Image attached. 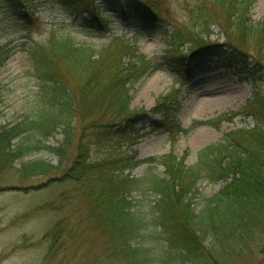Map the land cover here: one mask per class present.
<instances>
[{"label": "trees", "instance_id": "obj_1", "mask_svg": "<svg viewBox=\"0 0 264 264\" xmlns=\"http://www.w3.org/2000/svg\"><path fill=\"white\" fill-rule=\"evenodd\" d=\"M256 1L183 0L185 20L178 26L164 16L169 0L48 1L81 17V27L98 28L97 33L104 32L113 18L152 28L171 26L172 35L169 50L150 59L121 38L100 50L55 33L42 42L29 39L23 45L41 85L39 110L22 126L0 129V180L7 179L14 162L28 153L48 150L58 157L57 167L38 161L16 174L20 180L44 177L49 184L55 180L72 185L70 193L52 204L60 216L45 237L50 242L46 260L61 264L79 252L81 246L73 240L82 239L79 235L91 227L101 243L95 252L99 257L88 264H264V96L257 86V76L264 75V21L249 24ZM33 2L0 0V8L10 13L23 7L32 10ZM32 19L21 21L28 26ZM211 27L219 30L222 44L209 41ZM10 57L11 50L0 46V68ZM204 58L246 70L255 90L240 115L251 118L254 127L230 132L218 144L201 149L191 167L185 165L186 153L180 159L170 153L148 161L161 166L163 176L149 173L131 178L139 164L132 152L141 138L135 128L146 114L130 108V85L161 66L186 80V61ZM174 96L159 98L150 112L171 120L166 126L172 138L203 125L218 127L237 115L195 121L181 130L174 124L179 110ZM56 132L63 135V144L44 146L43 140ZM22 135L27 146L13 147ZM122 146L126 151H121ZM200 181H226L227 185L212 198H202L203 206L195 213L189 197ZM137 192L157 197L151 208L162 240L157 254L136 246L140 233L148 229V222L132 210L130 197ZM76 201L85 204L82 215L73 205Z\"/></svg>", "mask_w": 264, "mask_h": 264}, {"label": "rangeland", "instance_id": "obj_2", "mask_svg": "<svg viewBox=\"0 0 264 264\" xmlns=\"http://www.w3.org/2000/svg\"><path fill=\"white\" fill-rule=\"evenodd\" d=\"M48 1L34 0L32 10L23 7L15 13L0 8V46L11 50V57L0 68V129L22 126L21 124L38 115L41 85L33 76L31 61L24 51L25 46L23 47L29 39L42 42L49 33H55L60 37H70L78 45L100 50L112 39L121 38L130 42L133 49L148 59L162 57L169 50L167 41L172 35L171 26L152 28L150 24H123L112 18L107 29L97 33L98 28L90 30L81 27V17ZM183 5V0H169V4L165 6V18H170L177 26L180 25L186 14ZM23 18H33L34 22L27 26L21 21ZM262 21L264 0H257L250 12L249 24L256 25ZM209 41L212 45L222 44L223 38L218 29L211 27ZM187 49L186 46L184 51ZM185 66L184 72L188 75L186 80L166 66H161L158 71L147 73L129 87L130 108L146 114L143 122L135 128L141 138L132 148V152L134 161L139 164L130 173L131 178H143L149 173L152 176H163L164 169L148 161L170 153L178 159L186 153L185 165L191 167L201 149L218 144L230 132L254 127L251 118L240 115L255 90L251 77L243 67L222 64L211 58L187 60ZM247 66L252 68L251 60L247 62ZM257 78V86L264 96V75ZM170 94L175 95L179 105L174 124L181 130L188 129L195 121L206 122L221 115L229 116L231 113L237 115L231 116L229 121L222 122L218 127L203 125L188 134L179 132L172 138L166 126L171 120L150 113L159 98ZM204 101L210 102L212 107L204 109ZM63 142V135L56 132L43 140V145L59 148ZM12 146H27L26 135L14 140ZM124 149L122 146L121 151H126ZM38 161L54 167L59 164L58 157L48 150L31 152L14 162V171L8 172L7 179L0 180V264H59L57 261L46 260L50 242L45 237L60 216L53 210L52 204L60 196L70 193L72 185H61L55 180L49 184L44 177L28 180L17 177V171L23 166ZM226 185V181L198 182L189 197L194 212L201 210L202 198H212ZM156 200L157 197L152 193L137 192L130 197L132 210L148 222V229L140 233L141 237L136 240V246L149 248L154 254L162 246L155 215L151 212ZM73 205L79 215L84 213L83 202L76 201ZM85 229L83 235H79L85 240V244L78 237L73 240V243L81 246V250L73 252L61 264H88L91 258L99 257V253L95 252L100 248V236L91 227ZM81 232L82 230L80 234ZM72 249L75 250L74 245ZM83 255L85 258L78 260ZM247 264L258 262L250 261Z\"/></svg>", "mask_w": 264, "mask_h": 264}, {"label": "bare ground", "instance_id": "obj_3", "mask_svg": "<svg viewBox=\"0 0 264 264\" xmlns=\"http://www.w3.org/2000/svg\"><path fill=\"white\" fill-rule=\"evenodd\" d=\"M212 106H211V103L210 102H207V101H204L203 102V108L204 109H210Z\"/></svg>", "mask_w": 264, "mask_h": 264}]
</instances>
